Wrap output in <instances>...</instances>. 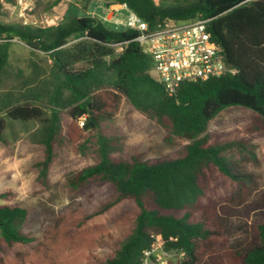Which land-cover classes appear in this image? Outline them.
I'll return each mask as SVG.
<instances>
[{
  "label": "trees",
  "instance_id": "16d2710c",
  "mask_svg": "<svg viewBox=\"0 0 264 264\" xmlns=\"http://www.w3.org/2000/svg\"><path fill=\"white\" fill-rule=\"evenodd\" d=\"M1 1L15 2L0 0V12ZM94 1L80 0L83 13ZM101 1L125 4L151 30L164 19H208L211 39L236 72L182 82L169 96L153 77L152 58L134 40V30H112L86 14L44 27L0 22V77L13 39L50 62L48 77H31L20 98L0 94V142L6 119L34 121L37 179L46 180L66 147L90 163L69 173L63 186L107 189L96 208L78 204L61 212L39 236L29 229L28 208L0 204V264H142L156 243L170 254L167 264H264V183L241 165L257 162L252 138L264 137V0ZM43 98L48 111L40 106ZM122 98L162 130L165 144L184 143L156 158L126 152L124 137L104 127ZM229 108L247 111L249 121L241 129L210 130ZM225 202L244 215L222 213ZM115 208L117 237L92 222Z\"/></svg>",
  "mask_w": 264,
  "mask_h": 264
},
{
  "label": "rangeland",
  "instance_id": "374dc122",
  "mask_svg": "<svg viewBox=\"0 0 264 264\" xmlns=\"http://www.w3.org/2000/svg\"><path fill=\"white\" fill-rule=\"evenodd\" d=\"M54 0H33V10L29 17L41 20L44 16L56 14L62 21L71 16L94 15L102 16L106 12V5L101 0L91 3L83 13L80 0H57L55 5L50 6ZM159 2V0H155ZM114 14V13H113ZM125 12L119 11L113 17L110 24L104 25L112 30H119L115 21H124ZM104 21V20H103ZM0 22L21 24L22 18L15 9L14 3H5L0 12ZM50 62L46 55L30 49L24 43L13 39L10 41L9 57L4 73L0 77V94L9 92L11 96L20 98L31 87L27 81L36 75L41 78L48 77ZM37 77V80H38ZM38 83V82H36ZM34 83V87L38 84ZM40 106L47 110L49 105L43 98ZM249 113L238 108L223 110L211 123L210 130H233L241 129L249 121ZM84 118V117H83ZM7 129L3 136L5 142H0V204H19L25 206L31 212L29 229L35 236H39L51 220L61 212L77 206L78 204L93 210L107 197V189L104 185H93L80 191H70L63 186L65 177L78 171L90 163L87 156H76L66 147H63L52 162L45 181L36 178L34 163L40 159V147L36 142L35 130L38 124L34 121L19 122L6 119ZM78 123V121H77ZM104 127L111 133L120 134L124 137L126 152H140L145 158H156L169 154L179 148L184 141L175 140L165 144L162 141V130L153 121L137 112L122 98L118 113L104 123ZM252 145L256 154L257 162H241L244 170L257 175L259 182L264 183V137L252 138ZM237 160V157H233ZM11 191V195L4 194V190ZM264 194V190L262 192ZM261 194H257V199ZM243 207V206H242ZM220 211L231 209L230 213L244 210L234 207L233 203L225 202L220 205ZM244 208V207H243ZM118 208L106 215L95 218L92 222L103 223L107 230L118 236V230L114 227L113 219L118 214ZM155 254L163 261L168 262L170 254L161 251L160 246ZM99 254L104 250H98ZM155 255V258H156ZM150 264H159L158 260L152 259Z\"/></svg>",
  "mask_w": 264,
  "mask_h": 264
},
{
  "label": "built area",
  "instance_id": "2783aa9c",
  "mask_svg": "<svg viewBox=\"0 0 264 264\" xmlns=\"http://www.w3.org/2000/svg\"><path fill=\"white\" fill-rule=\"evenodd\" d=\"M1 3L5 4L4 1ZM112 5L107 9L108 19H112L117 8L126 11L121 26L137 32L134 40L139 43L142 52L152 58L151 73L162 84L167 95H173L182 82L205 81L236 72L226 63L223 49L211 39L207 30L208 19H164L156 29L151 30L125 4ZM14 7L19 12L23 25L44 27L62 22L61 17L56 14L44 16L41 20L29 17L33 10V0H15ZM83 121V117L78 119L80 127ZM157 245L159 244L156 243L151 250L144 252L142 264H150L151 256L159 264H166L155 254Z\"/></svg>",
  "mask_w": 264,
  "mask_h": 264
},
{
  "label": "crops",
  "instance_id": "0c3cea01",
  "mask_svg": "<svg viewBox=\"0 0 264 264\" xmlns=\"http://www.w3.org/2000/svg\"><path fill=\"white\" fill-rule=\"evenodd\" d=\"M113 5H110V6H108V7H106V12L102 15V16H99V18L104 22V23H107V24H110L111 22H112V20H113V17L115 16V14L116 13H118L119 11H124L125 12V14H126V11L124 10V9H115V11L113 12L114 14H113V17H112V19H108V17H109V15H108V13H107V9L108 8H111ZM116 6L117 5H115L114 7L116 8ZM117 26H120V29H123V27L121 26L122 25V21H115L114 22ZM158 247L157 248H159V245H157Z\"/></svg>",
  "mask_w": 264,
  "mask_h": 264
}]
</instances>
